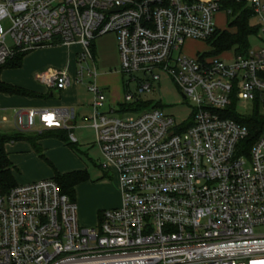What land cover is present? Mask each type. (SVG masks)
I'll return each mask as SVG.
<instances>
[{"label": "built area", "instance_id": "obj_1", "mask_svg": "<svg viewBox=\"0 0 264 264\" xmlns=\"http://www.w3.org/2000/svg\"><path fill=\"white\" fill-rule=\"evenodd\" d=\"M229 1L250 10L257 49L176 52L220 31L214 15L231 20ZM106 33L115 34L126 78L115 106L95 82L92 45ZM53 44L79 47L73 79L90 95L86 120L100 168L117 176L120 204L81 227L74 200L52 178L0 184V264H264V126L248 145L238 121L254 110L264 117V0H1L0 67ZM161 75L191 104L188 119L135 109ZM37 79L55 90L71 82L64 69ZM75 121L73 107L12 116L18 133L65 129L71 143Z\"/></svg>", "mask_w": 264, "mask_h": 264}, {"label": "rangeland", "instance_id": "obj_2", "mask_svg": "<svg viewBox=\"0 0 264 264\" xmlns=\"http://www.w3.org/2000/svg\"><path fill=\"white\" fill-rule=\"evenodd\" d=\"M229 21L230 19L226 18L222 12L214 15L213 23L219 30H231V27L228 26ZM250 22L252 23L253 20L250 19ZM258 37V31L256 35L248 36L247 41L251 49H257L261 45ZM93 46L96 59V85L104 92L106 99L111 93L116 94L118 99L122 98L121 82L126 78L119 74L115 34L106 33L98 36L93 41ZM78 50L77 45L70 47L59 44L38 46L24 53L18 65L8 64L2 68L0 81L28 91L45 92L47 89L37 79V75L47 69H64L71 79L69 86L64 91H68L67 93L71 97L81 98L86 104L90 95L85 91L84 83L75 82L73 79L72 56ZM176 52L190 58L194 57L196 53L214 55L210 53L206 41L193 39L185 40L180 50ZM230 53V51L222 52L219 57L228 58ZM133 86L131 83V90H133ZM56 91L52 90L51 101L53 102H58ZM76 92L77 94H75ZM66 94L61 95L62 102L66 100ZM27 101V98L19 95L0 93V136L14 137L18 134L12 123L13 111L34 106L32 102ZM62 102L51 105L60 108L71 107L61 105ZM139 102L145 103L146 107L155 106L161 109L178 122L188 119L191 112V104L181 97L177 88L165 75L160 76V81L153 91L139 96ZM84 107L83 112L88 115L89 108ZM36 109L41 108L37 107ZM43 109H53V107H44ZM246 109L249 113L248 107ZM130 114L132 112H126L124 116ZM2 118H5L6 121L1 122ZM84 121L83 127L73 131L76 143L72 146L49 135L48 130L37 125L22 132L23 138L7 140L2 146L16 167L13 176L17 184L46 179L54 173L85 172L86 177L73 187L72 199L76 204L78 224L81 227L89 228L96 225L101 211L119 206L120 191L115 172L100 168L99 163H102V157L97 147L93 145L92 129L88 127V121ZM260 230L264 231V228Z\"/></svg>", "mask_w": 264, "mask_h": 264}, {"label": "trees", "instance_id": "obj_3", "mask_svg": "<svg viewBox=\"0 0 264 264\" xmlns=\"http://www.w3.org/2000/svg\"><path fill=\"white\" fill-rule=\"evenodd\" d=\"M232 9V19L229 21L228 26L231 30H220L214 32L209 39L206 40L210 48L211 54H218L221 51L232 49L234 53H244L249 47L248 36L256 35L258 29L256 25L250 23L251 12L248 8H244L241 4L233 1L226 3ZM93 53V49H92ZM23 54H18L12 57L5 65L0 67V70L6 65L11 64L15 66L19 64L20 58ZM0 93L14 94V95H29L26 90L20 89L0 81ZM123 105H121L122 108ZM135 109L146 107L143 102H137L134 104ZM155 107V106H149ZM123 109V108H122ZM264 117L254 110L250 115L238 119V121L245 125L249 131V136L246 140L248 145L256 138L259 131L264 126ZM49 135H52L59 140L63 141L66 145L72 146L68 140V130L54 129L47 131ZM40 135V133H39ZM38 135V136H39ZM23 134H16L14 137L0 136V184L3 189L15 185L14 178L12 176V165L10 164L6 153L3 150V143L7 140L23 138ZM86 177L85 172H70L65 174L54 173L52 179L56 182L61 193L66 194L70 199L73 195V187Z\"/></svg>", "mask_w": 264, "mask_h": 264}, {"label": "crops", "instance_id": "obj_4", "mask_svg": "<svg viewBox=\"0 0 264 264\" xmlns=\"http://www.w3.org/2000/svg\"><path fill=\"white\" fill-rule=\"evenodd\" d=\"M53 45H58V44H53ZM93 47L94 46L92 45L93 55L95 57V53H94V48ZM75 52H74V54H75ZM74 54L72 56L73 57V63H74V57H75ZM95 61H96V59H95ZM119 74H121V73L119 72ZM121 84H122V82H121ZM121 88H122V95H123V87H121ZM46 89L47 90L45 92L28 91V90L24 89V90H26L30 94L29 95H19V96L27 98L28 99L27 102H29V103L32 102V105H34V106H28L27 108H23V109L37 108V107H39V108H44V107L45 108H48V107H51V108L52 107L53 108H60L58 106H53L51 104L52 103L58 104V103L62 102L61 95L62 94L64 95V94H66L68 92V91H64L66 88L63 89V90H57L56 91L57 92L56 93V95H57L56 99L58 100V102L51 101V97L53 96V92H52L53 89H49L47 87H46ZM75 94H77V92ZM80 96H81V94H80ZM65 99L66 100L64 102H62L61 105H63V106H71V107H73L75 109V111H76V121H75L76 128L75 129H80L81 127H83L82 126L83 125V122H85L84 120H86V116H87V114L85 112H83V109L85 108L84 106H87L89 108L90 99H89L88 103L85 104L84 100H82L81 98L78 99L77 97L76 98L73 97V96L71 97L68 93L66 94V98ZM29 100H31V101H29ZM121 100H122V98H119L118 99L116 94L111 93L109 95V98L106 99V103H108L109 105L115 106L116 104L120 103ZM54 129L55 128H52V129H44V130H54ZM20 134H22V132ZM18 139H20V138H18ZM4 152H5V150H4ZM5 153L7 155V158L9 160L10 164L12 165V176H13L16 167L10 161L9 154L7 152H5ZM51 177L52 176H50L48 178H51ZM13 178H14V176H13ZM15 184H17V183H15Z\"/></svg>", "mask_w": 264, "mask_h": 264}]
</instances>
